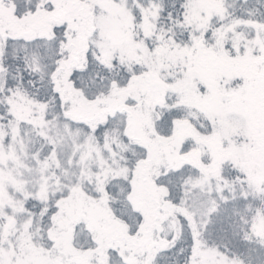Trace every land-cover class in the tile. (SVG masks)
<instances>
[{"label":"rangeland","instance_id":"1","mask_svg":"<svg viewBox=\"0 0 264 264\" xmlns=\"http://www.w3.org/2000/svg\"><path fill=\"white\" fill-rule=\"evenodd\" d=\"M70 1L50 0L48 8L37 2L33 9L15 11L12 1L0 0V32L8 28L11 33L21 30L34 20L40 21L52 12H59L69 6ZM133 2L138 4L137 14L131 9ZM75 3L91 10L93 18L90 20L86 14L83 23L71 18L67 38L60 20L37 26L28 37L35 39L46 35L50 25L60 23L64 29L65 55L73 42L72 48L79 51L78 64L84 65L86 51L93 50L95 56L103 59L134 57L148 67L135 71L127 85L115 86L103 95L92 97L67 83L64 70L60 69L59 84L70 88L68 95L62 97V111L40 103L36 105L38 103L18 89L4 94L9 115L5 120L0 118V264H56L47 248L34 239L24 204L27 196L45 199L50 195H54L60 205L56 212L61 224L57 236L60 254H57L64 261L95 264L93 258L97 259L98 254L102 256L104 244L110 240L122 241L130 252L126 259H133L134 248L118 235L125 229L123 221L110 214L103 198L79 196L75 190L92 183L94 189L99 190L106 176L135 170L137 163L125 162L127 156L122 150L125 143L139 136L149 146L150 160L154 164L162 159L173 164L183 157L174 147L189 124L185 118L178 119L174 131L167 136L154 135L149 126L150 108L155 100H163L170 88L209 115L213 130L204 138L210 143L212 152L216 156L224 154L240 164L254 186L264 185V18L255 22L246 20L250 27L243 32L236 28L237 20L226 21L223 0H185V18L193 31L191 42L167 47L161 41L156 50L153 49L154 41L149 45L146 38H161L155 29L158 0H75ZM208 27L210 32L205 34ZM155 30L157 34L153 36ZM86 42L87 47L84 46ZM156 44L157 41L155 47ZM65 55L58 58L57 63L66 59ZM39 61L43 63L44 59ZM168 65L172 67L161 69ZM165 73L177 77L166 83ZM235 77L241 80L233 81ZM131 96L134 103H130L132 116L131 123L126 126L127 139H121L118 132L124 127V115L119 129L108 124L101 130L102 139H98L90 129L112 114L102 110L124 105L125 99ZM110 121L120 123L118 116ZM36 138L39 141L33 145ZM204 142H196L191 155H199L204 150ZM139 166L142 167V161ZM140 180V175L134 179L130 195L149 222L152 211L159 216L163 212L153 208L147 192L161 201L166 200L165 192L161 184L158 189L150 179H146L145 184ZM183 184L184 193L187 189L191 192V201L187 203L182 199L185 208L198 207V213L205 216L214 205L210 194L217 188L215 181L205 172L188 176ZM80 206L88 209L89 216L100 229L97 234L100 241L93 251L71 244L70 231L64 230L65 224L72 222L74 214H70ZM253 229L263 234L264 220L256 217ZM147 236L149 233L142 240L144 244ZM139 239V236L134 237L135 241ZM197 259L198 264H245L236 255H228L208 244L198 249ZM136 264L142 261L139 259Z\"/></svg>","mask_w":264,"mask_h":264},{"label":"trees","instance_id":"2","mask_svg":"<svg viewBox=\"0 0 264 264\" xmlns=\"http://www.w3.org/2000/svg\"><path fill=\"white\" fill-rule=\"evenodd\" d=\"M10 1L15 11L33 9L37 2L46 8L51 6L50 0ZM158 2L155 29L161 38L153 40V37L147 36L149 45L154 41L153 49L157 50L161 41L167 47L190 43L193 31L185 18V0ZM130 4L132 11L137 14L138 4L136 2ZM223 4H226V21L237 20L236 28L243 32L245 28L250 27L246 25V20L252 19L255 22L264 18V0H223ZM156 30L153 31V36L157 34ZM63 31L60 23H53L49 33L34 37L35 39L28 37V33L0 34L1 119L5 120L9 115L4 94L15 89L28 96L35 104L38 103L36 105L44 104L52 109L63 110L59 86L55 83L53 75L60 63H57L58 58L65 55ZM209 32L210 27L204 33ZM85 56L80 74L74 69L72 82L79 85L84 94L90 97L103 95L115 86L127 85L135 71L148 67L142 60H135L134 57L125 59L113 57L107 60L95 56L93 50L86 51ZM41 58L44 59L43 63L39 61ZM168 67L172 66H163L161 69ZM176 77L177 75L165 73L163 79L169 83ZM239 80L240 77L233 79ZM153 106L155 111L152 114V124L149 126L154 135H169L174 131L175 122L180 118H185L189 122L178 145L175 144L174 147L183 154L176 163H166V160L162 159L158 164H154L150 160L149 146L143 143L141 136L125 143L122 150L127 156L125 162L146 163L141 167L146 168V179L153 181L157 188L159 184L163 186L166 198L164 201L154 199L152 192L151 194L147 192L153 208L161 210L162 216L152 211V221L148 222L142 209L134 205L130 195L134 189V183L132 185L130 181L132 171L106 176L101 180L99 190L94 189L92 182L91 185H84L82 186L84 195L103 198L110 214L123 221L125 229L118 235L125 239L124 242H130L134 248L135 259L137 261L140 259L142 264H198V249L206 244L214 245L228 255H236L245 264H264V233H257L253 229L256 217L264 220V185L254 186L240 164L224 154L216 156L212 152L210 143L204 138L213 130L212 121L195 103L189 102L170 88L166 90L164 99L161 102L154 101ZM102 111L108 114L111 110L107 108ZM123 115L126 117L124 127L121 126ZM116 116L119 117L120 123L110 121ZM108 124L117 126L118 129L121 126L119 136L123 140L127 139L126 112L116 109L114 113L108 114L107 120L99 122L90 130H93L98 139H102L101 130ZM200 140L205 141L204 150L197 156L191 155L196 142ZM38 141V138L33 140V145ZM205 172L209 174L210 180L215 181L214 186L217 188H213L210 194L214 205L203 216L198 213V207L186 209L182 199L185 198L188 203L191 195L188 189L184 193L183 181L188 176ZM144 182L142 183L145 184ZM55 198L54 195H50L45 199L34 196H27L24 199L30 217L28 226L35 234L34 239L47 248L56 264H75L64 261L57 254H60L57 236L60 234L61 224L56 217L60 205ZM57 229L59 231L56 232ZM65 229L70 231L69 240L76 247L93 250L99 244L97 234L100 233V229L87 214L79 213L73 216L72 222L65 224ZM147 233L149 236L144 244L142 240L144 241ZM137 236L140 239L135 241L134 237ZM104 245L106 253L102 254L101 264H133L124 259L129 253L122 241L119 243L110 240ZM119 250H124V254Z\"/></svg>","mask_w":264,"mask_h":264},{"label":"flooded vegetation","instance_id":"3","mask_svg":"<svg viewBox=\"0 0 264 264\" xmlns=\"http://www.w3.org/2000/svg\"><path fill=\"white\" fill-rule=\"evenodd\" d=\"M1 4V3H0ZM13 10V9H12ZM59 14V15H58ZM68 14H71V15H68ZM86 14H88L90 17V20L93 18V14H92V11L91 10H89V11H87V10H85L84 9V6L83 5H80V4H77V3H75V0H71L70 1V4H69V6H66V7H63L62 9H60L59 10V12L57 11V12H52V13H50V14H48L45 18H42L40 21H37V20H34V21H32L27 27H24V28H22L21 30L19 29L18 31H16V32H13L12 34H20V33H28V34H30V35H32V33H33V31H34V28H36L37 26H41V25H44V24H46L47 22H50V24H51V21L52 20H60L61 21V23L63 24V28H65V31H64V33H65V37L67 38V35H66V32H67V27L69 26L68 25V22H69V20L71 19V18H74L75 20L77 19V20H79V22L81 23H83L84 21H85V18H86ZM66 18V19H65ZM64 20H65V22H64ZM3 27V26H2ZM49 27H51V25L49 26ZM10 30H11V28H8V29H6V30H3V31H1L0 32V34H4V33H11L10 32ZM76 32H77V30H75ZM73 31H71V33H72ZM77 35H78V38H79V32H77ZM80 40V39H79ZM87 45H88V42H86L85 44H84V46L85 47H87ZM74 46V43L73 42H71L70 43V48H69V50L66 52V55H65V57H66V59L64 58L63 59V61L62 62H60L59 63V65L58 66H56V69H55V71H54V73H53V75H54V80H55V83L59 86V90H58V92H59V95H60V97H61V104H62V107H63V102H62V97H64V96H67L68 95V93H69V89H67V87H64L63 85H61V84H59V81H58V76H59V73H58V71L60 70V69H63L64 70V77H67V83H69V84H71V85H73V86H75L74 84H73V82H72V79H73V71H74V69H76L77 70V73H79L80 74V71H81V69H82V67H83V65L82 64H78V57H79V51H78V49H73L72 47ZM82 54H83V52H82ZM133 75V74H132ZM131 75V76H132ZM79 75H77V77H78ZM158 80V79H157ZM160 83L158 82L157 83V86L159 85ZM77 86V85H76ZM77 88L82 92L83 90H82V88L78 85L77 86ZM125 100H127L126 102H125V104L124 105H119V106H116V107H112V108H109V110H111L110 111V113H114L115 112V110L116 109H118V110H120V111H124V112H126V116H127V124H130L131 123V116H132V106H130V103H134V100H133V97L131 96V97H128V99H125ZM129 101H131V102H129ZM162 101V99L161 100H155V102H161ZM107 109V108H106ZM155 111V108H154V106H152L151 108H150V113L151 114H153V112ZM77 117V116H76ZM79 118L81 119V117L79 116ZM83 119V118H82ZM151 124H152V117H151ZM143 143L144 144H146L147 145V143L143 140ZM150 156V155H149ZM146 163H143L142 162V166L143 165H145ZM138 165L139 164H137V168L135 169V170H133L132 172H131V174H130V181L132 182V185H133V183H134V186H135V182H134V179L138 176V175H140V178H141V182H143V181H145L146 180V168L145 169H143V168H141V166H140V168L138 167ZM127 173V172H126ZM125 173V174H126ZM75 192L77 193V194H79V196L81 195V194H83L84 195V193H83V188H82V186H79V189H77V190H75ZM92 198L94 197V195H92L91 196ZM83 209H84V207L83 206H80L79 207V209L77 210V211H74V213H71L70 215H72V214H74L73 216H75V215H78L79 213H84V214H87L88 216H89V214H88V209L87 208H85L84 209V211H83ZM91 219H92V221L94 222V219H93V217H91V216H89ZM94 250V249H93ZM92 250V251H93ZM123 251L124 250H119V252H121L122 254H124L123 253ZM128 252L127 253H129L130 254V252H129V250H127ZM106 253V249H105V246H104V248H103V251H102V253L101 254H105ZM100 254H98V258L96 259V256H95V258H93V261L95 262V264H99V262L100 261H102V258H103V256H99ZM133 255H134V253H133ZM125 258V260H127L126 259V256H124ZM97 260V261H96ZM128 262H130V263H133V264H136L138 261H137V259H135V256H133V259L131 260V259H129V260H127ZM66 262H72V263H75V262H73V261H71L70 259H67V261ZM75 264H83V263H75Z\"/></svg>","mask_w":264,"mask_h":264}]
</instances>
